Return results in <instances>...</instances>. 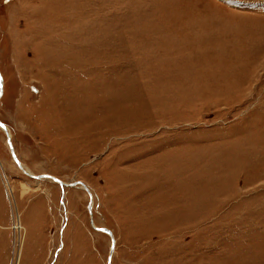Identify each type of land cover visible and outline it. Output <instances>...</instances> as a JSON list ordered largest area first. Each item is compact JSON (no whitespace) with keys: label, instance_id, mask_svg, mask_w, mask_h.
<instances>
[{"label":"rangeland","instance_id":"374dc122","mask_svg":"<svg viewBox=\"0 0 264 264\" xmlns=\"http://www.w3.org/2000/svg\"><path fill=\"white\" fill-rule=\"evenodd\" d=\"M0 76V264H264V0H0Z\"/></svg>","mask_w":264,"mask_h":264},{"label":"water","instance_id":"95a60500","mask_svg":"<svg viewBox=\"0 0 264 264\" xmlns=\"http://www.w3.org/2000/svg\"><path fill=\"white\" fill-rule=\"evenodd\" d=\"M2 80L0 79V96H1V94H2ZM0 127L3 129V130H5L6 132H7V130H6V128H5V126L3 125V124H0ZM8 144H9V142H8ZM10 151H11V154H12V157L14 158V161L16 162V164H17V166L19 167V168H21V166H20V164H19V162H18V160H17V158L15 157V155H14V153H13V150H12V147L10 148ZM31 177H34V178H36V179H38V178H41L42 179V176H31ZM44 178V177H43ZM50 179H52L53 181H55V182H57V183H59L58 182V180H56L55 178H50ZM102 232H107L108 234H110V236H111V233L110 232H108V231H106V230H101ZM113 248V247H112Z\"/></svg>","mask_w":264,"mask_h":264},{"label":"flooded vegetation","instance_id":"af4514ba","mask_svg":"<svg viewBox=\"0 0 264 264\" xmlns=\"http://www.w3.org/2000/svg\"><path fill=\"white\" fill-rule=\"evenodd\" d=\"M0 79L2 80V78H1V76H0ZM2 86H3V81H2ZM0 124H2V123H0ZM6 127V126H5ZM0 130H2L3 131V129L0 127ZM5 133V132H4ZM7 137V136H6ZM7 141L9 142V151H10V148L12 147V144H11V142H10V139L8 140V137H7ZM12 150H13V148H12ZM11 152V151H10ZM13 152H14V150H13ZM14 155H15V153H14Z\"/></svg>","mask_w":264,"mask_h":264},{"label":"bare ground","instance_id":"6f19581e","mask_svg":"<svg viewBox=\"0 0 264 264\" xmlns=\"http://www.w3.org/2000/svg\"><path fill=\"white\" fill-rule=\"evenodd\" d=\"M4 132H5V134H6V136L8 137V134L6 133V131L5 130H3ZM8 140H9V137H8ZM14 153V152H13ZM16 157V156H15ZM21 166V165H20ZM20 169H22V167L20 168ZM27 173V172H26ZM43 178V177H42ZM24 190V189H23ZM23 193H24V191H23Z\"/></svg>","mask_w":264,"mask_h":264}]
</instances>
